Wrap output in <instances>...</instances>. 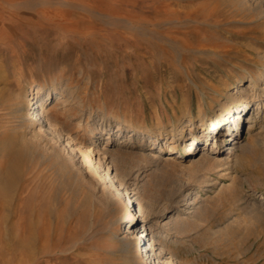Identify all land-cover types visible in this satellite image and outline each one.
<instances>
[{"label":"rangeland","instance_id":"374dc122","mask_svg":"<svg viewBox=\"0 0 264 264\" xmlns=\"http://www.w3.org/2000/svg\"><path fill=\"white\" fill-rule=\"evenodd\" d=\"M232 2L0 0V169L7 168L20 147L33 142L36 149L33 157L19 163V177L11 195L0 192V264H131L120 241L128 232L118 230V222H113L115 204L107 206L99 177L90 175L93 165H87L86 170L81 165H69L80 179L78 188L71 189L58 172L57 160L49 158L54 151L67 157L66 151L60 141H53L38 126L23 123L16 112L21 100L16 98L17 90L25 100L35 84L51 91L56 87L62 92L64 88L59 98L47 100L51 102L46 105L49 121L55 126L63 124L82 147L91 142L81 128L75 127L77 119L84 118L88 110L98 113L101 120L94 126L101 130V136L93 139L99 145L95 154L101 155L104 147L118 143L124 158L128 153L124 162L130 167L141 161L139 154L147 152L151 140L107 139L106 129L116 128L112 116L130 119L138 128L164 130L175 116L191 107L195 123L191 134L199 138L203 134L199 118L211 113L208 96L215 98L214 105L216 98L223 100L226 95L214 93L213 85L226 84L225 91H235L246 70L262 68L259 64L264 60L259 58L264 56V18L251 19L234 12ZM209 7L217 8L210 18L205 16ZM198 101L204 107L201 115ZM240 121V138L233 150L239 158L237 174L227 170V165L217 164L224 156L222 152H228V143H233L228 123L211 129L212 133L221 129L222 141L205 167L192 169L189 158L194 155L179 157L181 151H170L167 143L159 152L173 162L170 167L163 161L159 167L143 161L139 167L131 166L139 169L138 179L142 181L138 184H144L148 197L153 194L152 202L160 205L159 209L166 207L163 222L177 209L182 217L187 216L181 211L191 201L185 197L187 192L198 196L197 213L191 216L195 220L190 217L181 228L162 229L165 252L161 260L172 257L176 264H264V221L248 213L250 206L264 205V117L260 113L256 122L246 118ZM247 143V149H240ZM211 146L208 140L198 148L207 151ZM151 151L156 155L158 148ZM201 151H196L197 157ZM127 182L131 184L132 178ZM84 188L90 197L86 206L81 199ZM32 212L47 226L43 232L35 228L37 235L29 248L25 243L31 236L28 226ZM159 216L150 215L148 219L153 220L149 224L158 223ZM140 223L137 221L135 227L137 235L144 230ZM144 243L139 242L137 248Z\"/></svg>","mask_w":264,"mask_h":264},{"label":"bare ground","instance_id":"6f19581e","mask_svg":"<svg viewBox=\"0 0 264 264\" xmlns=\"http://www.w3.org/2000/svg\"><path fill=\"white\" fill-rule=\"evenodd\" d=\"M232 1H233L232 2L233 3L232 8L234 7V12L236 11L239 14H244V15L246 14L248 16V18H251V19L260 18L263 20V18H264V0H256V2L254 1L255 2L254 4H249V2H248L249 0H232ZM250 2L252 3V1H250ZM199 4H200V2H199ZM199 4H197V5H199ZM175 9H177V8H175ZM175 9L174 10L168 9V10L173 12V11H175ZM216 9L217 8L214 9V7H209L205 16H207V17L209 16V18H210V16L212 14H214ZM231 10L233 11V9H231ZM178 11H179V9H178ZM156 12H158V11H156ZM176 12L177 11H175L174 13L178 14V12L177 13ZM191 12L192 11H189V12H187V14H190ZM196 12H198V11H196ZM201 13H203V12L201 11ZM193 14L194 13H192L191 15H193ZM196 14H198V13H196ZM163 16H165V15H163ZM180 16H184V15H180ZM188 17H189V15H188ZM180 18L174 17V20L179 21ZM185 18L186 17H184V19ZM204 18H206V17H204ZM159 19H163V18H159ZM181 19H183V18H181ZM189 19H191V18H189ZM215 19H217V18H215ZM260 19H258V20H260ZM172 23H174V22H172ZM189 26L190 25H188V27ZM166 36H168V35L166 34ZM190 44H192V42ZM128 50H130V49L128 48ZM134 55H136V54H134ZM260 60H264V56H261L259 58V61ZM259 65H262V68H257L254 72H251L252 70L251 71L246 70V75L244 77H241L238 79L240 84H239V86H237L235 91H232V92L225 91V88L227 86L226 84L222 85L221 83H219L217 85H213V91H215L214 93L220 94L221 92H225L226 95H225V98L223 100L222 99L219 100L216 98L217 102L214 105L212 103H213V99H215V98L212 96H208L209 106H207V108L211 111V113H210V115H208V117H206L204 119L199 118L201 131L203 133L201 136H198L199 138H197V136H195L194 134H191V130L193 127H195V123L192 121V117H193L192 112H191L192 108L187 107L186 110L183 111L180 116H175V121L171 122L169 125V128L164 129V130H160V129L150 130L147 127L138 128L137 126H135V124H133L131 122L130 119L129 120L121 119L120 115L115 114L116 116H112V118L115 119L116 128H115V130L112 129V127L106 129V132H108L107 139L111 138V136H115L117 139H120L123 137H127V138L131 139V137H132V138H136V139L140 138L141 140H143V138H145V139L147 138L148 141L151 140L148 142V145L150 146V148H148L147 152H143L141 155L139 154V160L141 159V161H143L144 163L146 162L145 164L149 163V164L157 165V166L160 165L161 161L166 163L167 166L173 165V164H171V163H173L171 160L164 159L160 156L159 151H161L163 149V143L164 144L167 143L169 145L170 151L173 149H176L177 151H179V150L181 151L178 153L179 157H185L186 158L190 155H194V156L189 158L190 159L189 162L191 163L190 165H193L192 169H195V168L197 169L198 167H205L206 165H209L212 162L211 160L214 157V156H212V153H217L216 150H217V148H219V144L222 141V137L220 134L221 129L219 130V132L215 131L214 133H212L211 129H215L216 127L217 128L223 127L225 124L227 126V123H228L227 131L229 133L228 135L232 136L231 141H233V143H232V146L230 145L231 143H228V145H229V146H227L228 152H222L224 154V156H223V158H221V160L219 162H217V164L219 166L220 165H223V166L227 165V170L231 169L232 172H235V174H237L236 173V167L239 165V158L233 152V150H235V148H236L235 143H237V141L240 138V133H239L241 130V124H240L241 121L240 120L243 118L244 119L246 118L247 120L255 121L259 117L260 113H262L263 117H264V64L262 63ZM244 78H246V79H244ZM246 82L248 83L247 85H246ZM56 84H57V82H54V86ZM240 85H242L243 87ZM222 90H224V91H222ZM65 91L66 90L63 88L62 92L65 93ZM62 92H59L56 89V87H54V89L52 91L51 90H44V87L42 88L39 85L35 84L33 87H31V91L29 93L30 96H28V98L24 100V99H22V94H23L22 91L20 89H18L17 94H16V98H19L21 100L18 102V107L16 108V112L20 114V116H21L20 118L22 119L23 123L28 124L30 127L38 126L39 127L38 129L43 131L48 136H50V138L53 141L54 140L60 141V143L62 144V149H64L66 151L67 157L66 156L63 157L58 151H54L52 156H50L49 158L52 160H57L58 172L61 175H63L66 178V180H68V183H69L71 189L78 188L80 179L72 171V169L70 168L71 166H69V165H76V164L81 165L82 166L81 168H83L85 170L87 169V165H93V168L90 172L91 173L90 175H97L99 177L100 186H101L102 190L107 194V203H108L107 206L115 204L114 210L116 211V214H115V218H114L113 222H115V223L118 222V226H119L118 230L121 231V229H123V231H125L126 233L128 232V235L126 237L125 236L121 237L120 241H121V250L123 252V255L125 258L128 257L129 263H131V264H176L175 259L172 257L168 258L167 261H165L164 259L161 260L163 253L165 252V250L163 249V241L161 239L162 237L165 238V235L163 234L164 230L162 231V229H164L165 226L167 228L168 227L178 228L180 226V228H181V225L186 224L187 221L190 219V217L194 213H197L196 212L197 208L195 206H196L198 196H194V197L192 196L191 197L190 196L191 194L187 192L185 197H189V201L190 200L191 201L186 206L187 208L181 209L182 212L187 213V216L182 217V214H180L178 212L179 209H177V211L174 214L169 216L167 221L163 222V217L167 214V213L166 214L163 213V212H165L166 207L162 206V209H159L158 207H160V205L157 204V205H159L157 207L156 204H154V202H152L153 200L151 197L153 194L150 193L151 197L150 196L148 197L146 194L147 192L145 191L144 184H138L139 182L142 181V180L139 181V179H138L139 169L133 170L134 168L131 167L132 165H138V167H139L140 164L142 165L141 161L137 160L138 161L137 163L136 162H135V164L132 163L131 166L128 167L127 166L128 164H126L124 162V159L127 158L126 154L128 155V153L125 154V158H124V154H123L124 150H121V148H120L121 145H119L118 143L113 144L112 145L113 147H111V148L104 147L101 151V155L97 154V153L95 154L94 148H96L99 145H98V143H96V141H93V139L94 138L98 139L99 135L101 136V134H99L101 132V130L94 126V125L99 124V121L101 120V117H99V119H97L99 116L98 113H95V112H92L91 110H88L85 113L86 116L84 118H83V116H80V118L77 119L78 123H76L75 127L81 128L84 131V133L88 135V138H87L88 141L91 142V143L87 142L88 144L85 146L82 144L83 145L82 147H78V144H76V142L74 140L75 138L72 137V135L69 133L68 130H66V128L63 126V124L60 126H55V124L52 122V120L49 121L48 117L50 114V110L46 109V107H47L46 105L50 104L51 102L48 101V103H47V100H49L50 98L52 100L56 99L57 97L59 98V94ZM27 100L28 101L31 100V102L28 104ZM203 108L204 107H203L202 103H200V101H198L197 112L199 115L203 114V110H204ZM157 116L159 117V115H157ZM124 117H126V116H124ZM90 118H92V119L89 120ZM226 121H229L230 123L226 122ZM158 122L162 123L161 121H158ZM231 123H233L232 127H231V125L229 126V124H231ZM250 125L251 124H249V126ZM178 131H180V132H178ZM184 132H186V133L183 134ZM34 135L38 136L37 131L34 132ZM208 140H210V144L212 145L210 150L205 151L201 147L198 148V146L203 145L205 143H208ZM32 143L30 145L29 144L24 145L23 147H20L18 150H16L15 155L13 154L14 157L12 158V161L7 166V168L5 170L0 169V192L2 193L3 196L8 197L9 195H11V193L13 191V185H14L16 179L19 177L20 165H21L19 163L23 162L24 159H29V158L33 157L32 155H33L34 151H36V149H35V144L33 145ZM80 143L81 142L79 141V144ZM82 143H84V142L82 141ZM115 145H116V149H115ZM242 147H244V149H247L249 147V144L248 143L244 144V145L242 144L240 146V149H242ZM157 148H158V152H156V155H155V153H152L151 150L157 149ZM193 149H194V151H192ZM199 150H202V151H201V154L197 157L196 151H199ZM177 151H174V152H177ZM218 151H220V150L218 149ZM97 152H99V150ZM174 152H172V153H174ZM228 153H230V154H228ZM75 157L77 159L76 162H74ZM131 159H133V158L131 157ZM129 163H131V162H129ZM164 163H162V164H164ZM214 164H215V162H214ZM168 167H170V166H168ZM131 178H132V183L128 184L127 181ZM234 178H235V176L232 179H234ZM146 183H148V182H146ZM148 185H149V183H148ZM149 189H150V187H149ZM175 189L177 190L178 188H175ZM82 191L84 193V195H82L83 197H81L82 203H83L82 205L86 206L87 202H89V200H88L89 191L85 188ZM133 191H135V192L131 195V193ZM148 192H150V191H148ZM174 194H175V192H174ZM173 197H175V196H173ZM160 198H162V197H160ZM192 199H193V201H192ZM170 203H171V201H170ZM250 205H252V204H250ZM5 207H7V205H5ZM7 209H8V207H7ZM160 212H162V213H160ZM248 213L253 219H256V220L261 219L262 221H264V205H256V204L252 205L248 209ZM155 214L160 215L159 216L160 220L158 219L159 220L158 223L152 224V225L156 226L155 228H153L154 226L152 227V225L149 224L153 219H150V218L148 219V217L150 215H155ZM26 219H28V218H26ZM135 219H136V222H135ZM191 219H192V217H191ZM192 220H195V219L193 218ZM137 221H138V223L141 222L140 224H142V226L144 228V230L139 235H137L135 233V227H136ZM190 223L192 224L193 222H190ZM188 225H190V224H188ZM46 226H47V224L45 223V221L42 218H40V216H38L36 218L33 215V212L31 213L30 222H29V226H28L29 227V233L31 234V236L28 235L29 234L28 233L27 236H30L29 240H28L29 243L26 242L27 240L25 241L26 242L25 244L29 248L32 246L31 243L35 239L33 237H35L37 235V231H36V235L34 233L35 228H40V231L43 232L44 228H46ZM121 226H123V228ZM171 228H169V229H171ZM141 237H144V238H141ZM139 242H145V243L142 244L140 248H137V245L139 244ZM61 251H66V250H61ZM34 253H35V251H34Z\"/></svg>","mask_w":264,"mask_h":264}]
</instances>
